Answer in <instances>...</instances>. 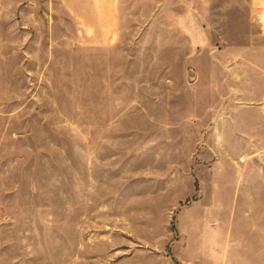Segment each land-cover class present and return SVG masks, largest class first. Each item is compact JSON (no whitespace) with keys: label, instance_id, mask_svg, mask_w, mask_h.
Returning a JSON list of instances; mask_svg holds the SVG:
<instances>
[{"label":"rangeland","instance_id":"374dc122","mask_svg":"<svg viewBox=\"0 0 264 264\" xmlns=\"http://www.w3.org/2000/svg\"><path fill=\"white\" fill-rule=\"evenodd\" d=\"M212 3L0 0V264H264V138L220 118L249 13Z\"/></svg>","mask_w":264,"mask_h":264},{"label":"crops","instance_id":"0c3cea01","mask_svg":"<svg viewBox=\"0 0 264 264\" xmlns=\"http://www.w3.org/2000/svg\"><path fill=\"white\" fill-rule=\"evenodd\" d=\"M226 1L227 4L222 3L219 10L214 9V3L211 6L214 10L221 12L249 13L247 20L252 31L236 42V49L230 51L234 53L228 54L227 57L238 61L237 76L241 79L240 83L246 86L244 89L236 88V91H244L248 94L252 92V94L251 97L247 95V97H242L241 103L235 101V104L238 103L236 107L233 106L235 111L226 113L227 117L221 116L220 118L236 124V131L243 134L244 138L262 139L264 132H261L260 129L264 127V0H237V4H232V1L229 0ZM194 10L198 9L194 7ZM222 42L229 44L230 41L223 40ZM250 124L252 125L251 130H246V125Z\"/></svg>","mask_w":264,"mask_h":264}]
</instances>
